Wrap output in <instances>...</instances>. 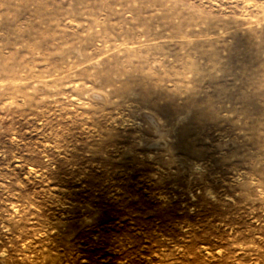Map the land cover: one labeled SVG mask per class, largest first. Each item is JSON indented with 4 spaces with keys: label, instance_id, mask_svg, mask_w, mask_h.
<instances>
[{
    "label": "rangeland",
    "instance_id": "rangeland-1",
    "mask_svg": "<svg viewBox=\"0 0 264 264\" xmlns=\"http://www.w3.org/2000/svg\"><path fill=\"white\" fill-rule=\"evenodd\" d=\"M0 264H264V0H0Z\"/></svg>",
    "mask_w": 264,
    "mask_h": 264
}]
</instances>
